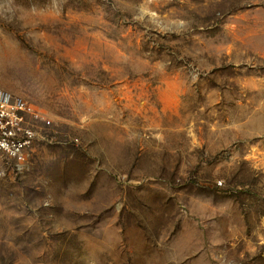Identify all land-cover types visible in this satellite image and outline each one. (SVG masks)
I'll return each mask as SVG.
<instances>
[{
	"label": "rangeland",
	"instance_id": "obj_1",
	"mask_svg": "<svg viewBox=\"0 0 264 264\" xmlns=\"http://www.w3.org/2000/svg\"><path fill=\"white\" fill-rule=\"evenodd\" d=\"M0 87V264H264V0H0Z\"/></svg>",
	"mask_w": 264,
	"mask_h": 264
},
{
	"label": "built area",
	"instance_id": "obj_2",
	"mask_svg": "<svg viewBox=\"0 0 264 264\" xmlns=\"http://www.w3.org/2000/svg\"><path fill=\"white\" fill-rule=\"evenodd\" d=\"M44 124L51 122L40 108L0 87V154L26 162L31 149L43 139Z\"/></svg>",
	"mask_w": 264,
	"mask_h": 264
}]
</instances>
